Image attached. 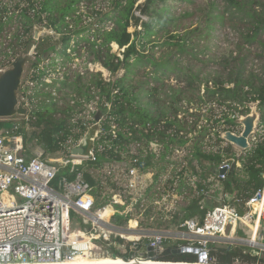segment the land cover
<instances>
[{
    "label": "trees",
    "instance_id": "16d2710c",
    "mask_svg": "<svg viewBox=\"0 0 264 264\" xmlns=\"http://www.w3.org/2000/svg\"><path fill=\"white\" fill-rule=\"evenodd\" d=\"M21 1L25 2L27 7L20 8L19 16L23 21V32L14 35L17 40H22L32 25L43 20L46 21L45 25L47 27L63 34L64 28L67 27L66 18L76 11V5L82 0H66L62 6H59V0H19L18 3ZM87 1L91 2L92 0ZM137 1L108 0L109 3L104 9H92L89 13L92 17L91 23L96 26L94 34L96 39L91 43L93 58L90 61L99 63L101 67L109 71L111 76H116L120 69H124L125 73L121 77L105 81L99 72L86 71L82 74L76 72L73 79L66 76L58 80L61 85L57 88L58 92L61 91V88L69 89L61 91L56 97L51 92L35 90L39 83H44L42 80L44 72L40 70L33 73L28 78L34 84V92L28 94L26 88L23 87L20 89L19 98L25 97L22 99V103L27 102V100L33 103L32 97L37 95L43 97L34 104L35 107L31 110L28 124L33 129L26 131L24 127L18 125L15 133L22 137L23 154L26 158H30L34 154L33 148L39 146L43 150L42 158L46 161L48 158H57L58 155H62L65 160L72 159L67 144L70 139L75 144L85 130V125L80 119L76 122L72 121L73 115L81 112L85 103L96 100L97 108H100L103 112L105 120L101 123V132L94 141L93 154L95 160H86L80 165H75L71 173L68 172L72 166L69 163L54 180L55 186L58 185L59 181L73 180L78 172H82L83 178L91 186L99 185L100 182L94 178L93 173L88 171L87 168H96L104 162L120 159L119 151L126 149L130 142H139L143 148H147L150 142L163 146V151L155 161L153 160L155 154L152 152H148L143 158L145 166L156 169L158 163H172L167 159L165 160L172 149L182 147L188 140L193 139L191 156L196 159L199 172L194 165H190L188 170L191 176H197L200 179L196 182L198 197L195 194L189 198L187 203L180 209L182 212L180 217H177L178 213H176L172 215V219L174 218L172 221L166 224L160 222L159 225L164 226L165 224L167 226L170 223L178 225L183 220L191 217H197L199 221H202L206 211L212 207L209 201H204L207 186L202 183V180L207 179L208 175L213 173L215 165L218 166L224 158L233 156L234 152L230 144L223 149L218 146V149L214 151H204L201 144L205 137H210V131L207 130L205 125L199 123L202 114H200L198 108H195L192 113L188 112V109L182 108L180 103L185 102L187 105L201 106L216 102L218 105H225L229 108V113L222 112V115H220V118L224 121L220 129L215 130L212 127L214 129L215 144L219 145V142L222 141L220 132L224 130L233 131L232 127L236 125L230 109L235 110L239 104L244 105L249 102H258V106L264 109V80L246 68L245 58L247 54L232 56L229 53L221 63V70L213 72L212 75L207 77H201L197 73L189 71L188 75L185 74L187 75L186 84L183 87H169L171 91L169 107L156 108L152 112L146 107H140L138 91H134V84L128 80L127 73L132 72V66L141 63L145 57L137 47V44L142 45V42L136 41L135 37L138 35L139 37L140 35L145 36L151 32L150 29L153 24L142 21L140 16H135L134 10L137 8L141 15L150 16L152 21L164 20V22H171L175 20V17L168 20V17H163L157 13L159 10L165 9L164 6L159 9L155 5L159 0H144L142 4L135 6ZM160 1L164 2L165 0ZM221 1L224 3L221 10L215 2L209 3L205 13V24L211 27L214 22L221 23L224 19L238 18L239 22L245 26L240 32V45L242 42L252 44L259 41L260 35L264 34V0ZM18 3L16 8L19 7ZM30 10L33 11V17ZM8 11L6 6L0 4V32L12 16L8 14ZM43 14L44 18H42ZM189 15H191L189 11L180 14L183 17ZM105 20L111 21L113 25L110 28H104ZM130 26L133 27L132 32L128 31ZM138 26L143 31H137ZM187 34L188 32L184 31L183 33L174 32L169 35L171 40L168 41V45L175 46V51L179 56L185 53L184 46L186 45ZM68 38L67 36L62 38L64 47L62 53H60L61 55L67 54ZM112 43H115L118 49L123 48L122 51H119V55L111 51L110 45ZM28 44V40L22 42L24 49L28 47ZM51 48L54 49V47ZM4 54L8 55L9 53L5 51ZM192 56L197 58L195 53H192ZM146 60L157 67H160L159 65L165 66L164 61L157 62L149 56L146 57ZM202 84L203 89L200 88ZM152 104L154 105L155 102H152ZM178 104L180 105L178 106ZM246 110L248 111V109ZM180 113H183V115L179 116ZM209 113H212V108H210ZM214 115L212 113L209 118H213V121L216 122L219 121L214 118ZM109 118H112L117 125L115 136H112L109 132ZM11 124L10 120H0V127H10ZM261 124H263V134L260 140L249 148L244 159L239 157L241 166L232 171L230 180H221V192L230 194L234 198L244 199L262 186L264 181V111L261 114ZM193 131L196 134L188 137V133ZM100 145H102V149H100ZM115 149L116 151H114ZM141 151L142 149L139 148V152ZM84 163L87 164L84 166ZM240 172L244 174L243 177H241ZM183 185L187 187L190 194L193 193L194 190L188 183L182 182L181 186ZM96 191L97 188L92 191L96 196V206H101L104 204V199H100L99 195L102 196V193L99 194ZM100 212L105 214L106 209L103 207L98 211V213ZM98 216L104 219L103 215L98 214ZM175 218H178V220L176 221ZM120 219L121 216L115 215L112 221L115 224ZM137 223V221H133L131 225L135 226ZM123 243H125L123 239H117L116 244L111 247V253L128 261L130 253L125 249H120ZM182 244H186V241L171 238L164 239L161 243L162 250L155 257V260L197 262L198 257L194 253H172L173 248ZM127 246L128 243H125V247ZM209 252L213 255L217 264H233L235 259L246 264L264 262V257H258L256 249L240 244L219 245L212 243L209 245Z\"/></svg>",
    "mask_w": 264,
    "mask_h": 264
},
{
    "label": "rangeland",
    "instance_id": "374dc122",
    "mask_svg": "<svg viewBox=\"0 0 264 264\" xmlns=\"http://www.w3.org/2000/svg\"><path fill=\"white\" fill-rule=\"evenodd\" d=\"M18 1L19 0H3L0 3L2 6H6L9 10L8 14L12 15L4 25L3 30L0 32V70L5 69L19 53L29 54L30 58L25 64L21 79V88L25 87L28 94H32L34 92V84L28 77L40 70L44 72V76L42 78L44 83H39L35 87V90L51 92V94L55 97L59 95L61 91H67L69 89L61 88V91L58 92L57 88L61 86L58 80H61L66 76L73 79L74 73L76 72H79L80 74L86 71L94 73L99 72L105 81L121 77L125 73L124 69H120L116 76H111L109 71L101 67L99 63L90 61V59L93 58L91 43L96 39L94 35L96 32V26L91 23L92 17L89 13L92 9H104L109 3L108 0H92L91 2L82 0L78 3L76 5V11L72 12L66 18L67 27L64 28L63 34L55 32V30L51 27H47L45 25L46 21L43 20L42 22L32 25L29 28L28 33L23 36V39L21 38L22 40H17L14 35L22 34L23 32V21H21L22 18L19 16V12L20 8L27 7V4L23 1L18 3ZM65 1L66 0H59V6L64 5ZM143 2L144 0H138L135 6L142 4ZM210 2H215L220 10L224 6V3L221 0L157 1L155 5L159 9H161L160 7L162 6L165 7L164 10H159L157 13L163 17H168V20L171 17H175V20L171 22H164V20L152 21L150 16L141 15L137 8L134 10L135 16H140L142 21L153 24V27L150 29L151 32L145 36L140 35L139 37L138 35L135 37L136 41L142 42V45L137 44V47L142 51L145 57L141 63L132 66V72L127 73L128 80L134 84V91H138V103L140 107H146L151 112L155 111L156 108L161 109V107H169V103H171V91L169 87H183L186 84V77L189 74V71H193L201 77H207L212 75L213 72L221 70V63L223 62V59L229 55V53H231L232 56H242L243 54H247L245 58L246 68L264 80V34L260 35L261 37L258 38L259 41L257 42L252 44L242 42L240 45V32L245 28V26L243 23L239 22L238 18L224 19L221 23L214 22L211 27L207 26L205 24V13ZM17 3L19 4L18 8H16ZM184 11L191 12V15L186 17L180 16V14ZM30 14L33 17L32 10H30ZM42 18H44V14L42 15ZM35 25L38 26V32L37 36L33 37ZM112 25L113 23L111 21L105 20L104 28H110ZM128 31L132 32L133 27L130 26ZM137 31L141 32L143 30H141L138 26ZM184 31L188 32L186 36L187 40L185 42L186 45L184 46L185 53L184 55L179 56L175 51V46L168 45V41L171 40L169 39V35L174 32L183 33ZM63 36L69 37L67 40L68 46L66 48L67 54L65 55L60 54L62 53L61 51L64 47V42L62 40ZM26 40H28L29 44L28 47L24 49L22 42ZM110 46L111 51L115 52L117 55H119V51H122L123 49H118L117 46L114 47L112 44ZM12 47H14L13 50ZM51 47H54V49ZM5 51L9 54L5 55ZM192 53H195L197 58H194ZM147 56L154 58L157 62L164 61L165 66H154L146 60ZM200 88L203 89V84L200 85ZM42 97V95H37L36 97H32L33 103L28 102V100L25 102L28 107L27 114L15 115L10 118H5L4 120H10L12 124L22 126L26 131H31L33 128H31L28 124L31 110L35 107L34 104L41 100ZM24 98H19L18 96L19 101ZM152 102H155V104L153 105ZM180 104H178V106L180 105L182 108H187L188 112L192 113L195 111V108H198L200 114H202L199 123L201 125H205L207 130L210 131V137H205L201 144L204 151H214L218 149V146L220 149H223L229 144L224 139L219 142V145L215 144V135L213 133L214 129L212 128L214 127L215 130L220 129L221 124L224 123V121L220 118V115H222V112L229 113V108L225 105H218L216 102H211L201 106H197L195 104L187 105L185 102H181ZM247 106L248 103H245L244 105L239 104L235 110L230 109V112L233 113V116H230L234 117L235 122L241 115L248 113L249 109ZM210 108H212V113L215 114L214 118L219 121L216 122L213 121V118H209L212 114L209 113ZM97 109L96 100H90L88 103L84 104L81 112L73 115L72 121L76 122L80 119L84 123L86 130V128L93 122V115ZM245 109H248V111H245ZM255 110L259 115V118L256 121L254 133L250 136L251 146L257 143L263 134L261 114L264 109L256 105ZM182 115L183 113H180L179 116ZM185 115L189 118L187 114ZM104 120L105 116L103 115L99 120L100 130L101 123ZM109 121V124L114 125V128L116 129L117 125L113 122L112 118H109ZM232 128L235 133H239L241 131V125L238 123H236V125ZM195 134L196 132L193 131L188 133L187 136L192 137ZM69 141L70 143L68 142L67 144L68 150H70V148L74 145L73 140L70 139ZM193 144V139H190L184 146L172 149L165 157V160L167 159L172 163H158V167L156 169L154 167H148L147 173H145L142 177V185L140 189L134 193L131 198L127 199H125L123 191L117 190L116 185H121L120 180L114 179L112 176H107L103 173L108 162H104L102 166L99 165L96 166V168L86 167L88 171L93 173L94 178L97 179L100 184L103 183V194L106 193L107 195H110L112 191H116L118 196L114 198L118 201L121 198L123 201V205L106 202L104 205L106 213L104 214L100 212L98 214L103 215L106 221L114 224L112 220L115 215L122 217V215L128 212V215L123 216L122 218L125 221L126 218L131 217L134 213L130 222L127 221L122 223V220L119 221V226L121 228L126 227L127 225L133 226L131 225V222L133 221L138 222L134 227L139 229L169 228L172 224L170 223L167 226H165V224L174 219H172V215L178 213L177 217H180L182 213L180 209L187 203L189 198L195 194L198 197L196 182L200 179L197 176H191L188 170L190 165H194L198 169L196 159H193L191 156ZM231 147L234 155L243 159L249 150H240L233 145H231ZM150 148L155 153L153 158L154 161L159 157V154L164 149L162 145H156L154 143L150 145ZM100 149H102V145H100ZM126 149L120 150L121 153L123 151L126 152ZM33 151L38 152L43 150L41 147L36 146L33 148ZM122 154L124 155V153ZM57 157L61 159L63 156L58 155ZM86 164L87 163H84V166ZM240 166L241 162L239 159V167ZM216 167L217 165L213 167V173L209 174L207 179L202 180V183L207 186V191L205 193L206 199L204 201H209L211 206L218 204L223 199V192H221V180L216 177ZM180 171L181 174L179 175ZM197 171L199 172V169ZM240 175L243 177L244 174L241 173ZM182 182L188 183L193 188V193L190 194L185 185L181 186ZM227 195L230 196V194ZM139 198L140 202L137 206L135 202ZM97 206L96 208H102V205ZM70 214L72 215V212H70ZM253 216L256 217V214L254 213ZM79 218L81 219V217ZM176 219L177 218H175V220ZM160 222H165L164 226H160ZM92 225L93 224L88 221L87 226L92 228ZM262 226L263 227L260 233L262 230L264 232V222ZM91 230L94 232L93 229ZM260 233L257 235V240L264 241V235H260ZM238 235L239 237H248L250 232L247 229H243V231L239 230ZM239 244L247 246L245 242L239 241ZM252 248L258 251L257 254L259 253V247L254 246ZM89 257L101 258L112 256L110 254L101 256L92 255ZM154 260L155 258L152 261ZM213 264H217L216 261H214ZM233 264L246 263L234 260Z\"/></svg>",
    "mask_w": 264,
    "mask_h": 264
},
{
    "label": "built area",
    "instance_id": "2783aa9c",
    "mask_svg": "<svg viewBox=\"0 0 264 264\" xmlns=\"http://www.w3.org/2000/svg\"><path fill=\"white\" fill-rule=\"evenodd\" d=\"M22 104L27 107L25 102ZM114 127L110 125L112 136L117 130ZM16 129V124L0 127V264H68L81 256L110 255L111 247L119 238L128 243L127 247L125 243L120 246L130 253L127 262L149 260L145 254L146 247L161 246L160 252L161 243L166 238L186 241L178 247L197 249L199 264L214 263L215 258L209 252L212 243L230 245L245 242L249 247H259L258 257H264V241L257 240L264 222V181L260 188L244 199L223 193V199L206 211L202 221L191 217L178 225L172 223L163 230L139 229L130 225L121 228L119 222L112 224L98 217V211L106 202L123 205L121 198L119 201L114 198L118 196L116 191L110 195L103 194L100 192L103 183L91 186L82 172L76 173L73 180L59 181L55 186L54 180L66 165H72L68 170L71 173L74 166L82 162H75L71 156L72 159L68 160L57 157L46 161L42 158L43 151H33L34 154L26 158L22 137L15 133ZM153 143L159 145L150 142L147 148H143L139 142H130L126 152H122L124 155L119 151L120 159L106 164L103 173L120 180L121 185L116 187L123 191L125 199L140 189L142 177L149 167L145 166L143 158L148 152L154 153L150 148ZM78 159L94 161L93 150L88 158ZM231 164L239 168V156L224 158L217 168L225 167L228 171ZM216 177L223 180L226 174H216ZM96 188L97 193L103 194L99 195L104 199L102 208H96V196L92 192ZM139 202L140 198L135 204L138 206ZM127 213L120 220L124 221L122 218ZM133 216L134 213L124 222ZM73 217H76L79 228L72 227ZM88 221L93 224L92 228L87 226ZM243 229L249 230L248 237H239V230ZM261 234L264 235L263 230ZM73 235L76 237H71ZM94 246L102 249L93 253Z\"/></svg>",
    "mask_w": 264,
    "mask_h": 264
},
{
    "label": "water",
    "instance_id": "95a60500",
    "mask_svg": "<svg viewBox=\"0 0 264 264\" xmlns=\"http://www.w3.org/2000/svg\"><path fill=\"white\" fill-rule=\"evenodd\" d=\"M3 0H0V3ZM38 26L35 25L33 37L37 36ZM30 56L27 53H19L14 57V59L8 64L5 69L0 70V119L10 118L15 115H25L27 114L28 107L23 105L19 100V91L21 89V79L24 72V67L26 62L29 60ZM258 102L248 103V113L241 115L236 123L241 125V131L235 133L231 130H224L221 132V138L226 140L229 144L237 147L240 150H247L250 148V136L254 133L256 127V121L259 118L255 108ZM103 116V112L98 108L93 115V122L86 128L83 135L79 140L70 148L69 155L72 158H88L93 150V143L100 132V117ZM235 169V164H231L228 171L225 167L215 168L216 174H226L225 180L229 181L231 178V173ZM73 228H79L80 225L76 219L73 217ZM161 246L146 247V256L153 260L160 250ZM189 252L197 254V249L192 247H175L172 249V253ZM113 258H116L114 253H111ZM156 264H196L190 262L181 261H158L154 260ZM106 264H118V263H106ZM126 264H143V263H126Z\"/></svg>",
    "mask_w": 264,
    "mask_h": 264
},
{
    "label": "bare ground",
    "instance_id": "6f19581e",
    "mask_svg": "<svg viewBox=\"0 0 264 264\" xmlns=\"http://www.w3.org/2000/svg\"><path fill=\"white\" fill-rule=\"evenodd\" d=\"M112 45L114 47H116L117 45L115 43H112ZM75 162H83V160L80 159H75ZM257 208V206H255ZM100 219H103L102 217L98 216ZM134 227V226H131ZM142 227V226H141ZM136 228V227H134ZM163 229H168V228H160L158 230H163ZM157 230V229H154ZM71 237H76V236H71ZM99 249H102V247L100 246H94L93 247V253L97 252ZM104 253L107 254V250L104 249ZM108 255V254H107ZM106 263H118V264H126V263H135L134 261H123L120 258H113V257H101V258H90L87 256H81L78 257L77 259L73 260L72 262L68 263V264H106ZM136 263H143V264H156V263H160V262H156V261H152V260H146V261H142V262H136ZM196 264H199L197 262H195Z\"/></svg>",
    "mask_w": 264,
    "mask_h": 264
},
{
    "label": "crops",
    "instance_id": "0c3cea01",
    "mask_svg": "<svg viewBox=\"0 0 264 264\" xmlns=\"http://www.w3.org/2000/svg\"><path fill=\"white\" fill-rule=\"evenodd\" d=\"M222 191V190H221Z\"/></svg>",
    "mask_w": 264,
    "mask_h": 264
}]
</instances>
